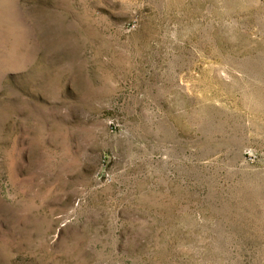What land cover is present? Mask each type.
<instances>
[{
  "label": "rangeland",
  "instance_id": "rangeland-1",
  "mask_svg": "<svg viewBox=\"0 0 264 264\" xmlns=\"http://www.w3.org/2000/svg\"><path fill=\"white\" fill-rule=\"evenodd\" d=\"M0 264H264V0H0Z\"/></svg>",
  "mask_w": 264,
  "mask_h": 264
},
{
  "label": "built area",
  "instance_id": "built-area-1",
  "mask_svg": "<svg viewBox=\"0 0 264 264\" xmlns=\"http://www.w3.org/2000/svg\"><path fill=\"white\" fill-rule=\"evenodd\" d=\"M98 178H99V179H102V178H105V179H106V176L103 175V174H101V173H99V174H98Z\"/></svg>",
  "mask_w": 264,
  "mask_h": 264
}]
</instances>
